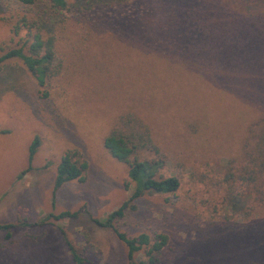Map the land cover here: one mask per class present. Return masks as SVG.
Returning a JSON list of instances; mask_svg holds the SVG:
<instances>
[{"label":"rangeland","instance_id":"1","mask_svg":"<svg viewBox=\"0 0 264 264\" xmlns=\"http://www.w3.org/2000/svg\"><path fill=\"white\" fill-rule=\"evenodd\" d=\"M67 1L48 34L59 72L47 98L20 61L0 65V224L15 225L10 242L0 231V264H75L63 236L91 264H127L113 231L93 220L133 192L127 165L103 147L129 113L149 128L161 174L179 187L137 198L118 230L165 235L159 264H264V175L253 186L235 178L241 167L243 176L257 171L245 153L264 127V0ZM37 5L0 0V55ZM34 138L31 170L17 179ZM67 151L87 169L57 191L52 210ZM228 170L235 181H224ZM64 211L77 216L45 225Z\"/></svg>","mask_w":264,"mask_h":264},{"label":"trees","instance_id":"2","mask_svg":"<svg viewBox=\"0 0 264 264\" xmlns=\"http://www.w3.org/2000/svg\"><path fill=\"white\" fill-rule=\"evenodd\" d=\"M24 7L38 6L42 9L35 16H21L12 27L14 36L21 37L13 47L2 46L0 55V65L9 60H18L28 73L34 78L39 88L42 98L48 97L47 86L49 81L56 77L59 72L57 55L48 34L50 29L60 20L59 17L67 10V0H17ZM122 0L121 2H125ZM140 0H131V4L139 3ZM264 123V119L260 123ZM257 125V124H256ZM39 146L38 138H34L28 148V167L20 173L17 179L31 170L33 157ZM103 147L109 155L116 161L127 165L128 185H132L133 192L130 199L121 205L117 210L109 214L104 220H93L97 225L111 229L116 238L123 244L127 252V264H159L158 254L166 245L165 235H155L150 237L142 233L137 237H128L120 232L116 227V221L122 218L125 211L133 207L137 198L144 194H173L179 187V180L176 177H164L160 170L162 164L159 161V151L155 146L149 128L134 114L121 116L114 127L108 132L103 140ZM153 155V159L149 156ZM247 166L255 167L257 171L247 172L248 176H243L247 168L241 167V171L236 175L240 181H246L255 185L256 175H264V127L257 137L254 150L246 151ZM232 168V167H231ZM230 168V169H231ZM87 169L85 159L76 151H67L61 158L54 176L51 209L55 207V197L57 191L65 184L73 181L82 182ZM253 169V168H252ZM251 170V169H248ZM234 175L229 170L224 181L229 183L235 181ZM255 186L254 188H256ZM77 213L68 211L55 214L50 212L43 221L45 225L72 219ZM29 224L26 223L25 226ZM44 225V224H42ZM14 224H0V231L4 234V239L10 242ZM61 233H63L61 231ZM63 235V234H62ZM64 243L68 248L72 260L75 264H91L90 261L80 257L70 243L63 236ZM141 258L135 259V254Z\"/></svg>","mask_w":264,"mask_h":264}]
</instances>
